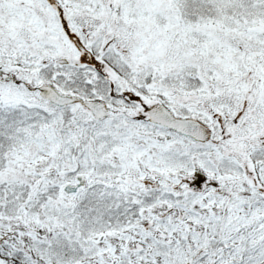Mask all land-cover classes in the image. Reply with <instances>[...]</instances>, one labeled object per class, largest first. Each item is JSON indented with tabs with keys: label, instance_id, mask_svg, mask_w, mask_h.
<instances>
[{
	"label": "snow or ice",
	"instance_id": "snow-or-ice-1",
	"mask_svg": "<svg viewBox=\"0 0 264 264\" xmlns=\"http://www.w3.org/2000/svg\"><path fill=\"white\" fill-rule=\"evenodd\" d=\"M0 264H264V0H0Z\"/></svg>",
	"mask_w": 264,
	"mask_h": 264
}]
</instances>
